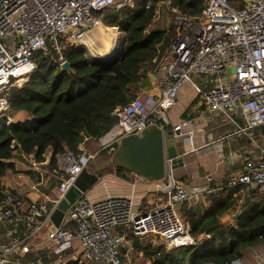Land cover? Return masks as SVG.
<instances>
[{"label": "built area", "instance_id": "1", "mask_svg": "<svg viewBox=\"0 0 264 264\" xmlns=\"http://www.w3.org/2000/svg\"><path fill=\"white\" fill-rule=\"evenodd\" d=\"M135 2L0 0V119L10 109L11 90L22 87L37 72L38 52L47 55L51 44L61 54V39L70 46L91 47L86 38L103 25L102 12L114 7H134ZM205 3V9L196 17L174 9L176 35L152 78L155 88L138 92L128 105L118 107V123L105 136L86 139L77 153L68 151L60 157L61 180L50 210L42 214L12 194L0 203V229L6 225L14 229L4 238L0 235V264H45L41 257L26 261L24 258L34 254L33 249L38 247L35 241L49 226L43 258L50 264H128L122 250L133 237L151 245L153 239L161 240L168 250L201 241L203 236L196 239L189 233L178 207L199 202L217 190L212 187L211 178L194 187L172 179L166 190L168 200L144 210L138 209L129 197L92 202L85 195L71 207L61 226L53 225L51 214L99 153L107 151L112 157L119 140L150 124L164 128L162 122L187 84L194 86L206 111L225 117L240 132L264 128V0ZM149 27L147 35L152 32ZM118 49L104 58L121 56L123 50L120 53ZM94 54L93 58L103 59L95 51ZM65 61L60 57L61 68ZM195 77L203 79L202 85L196 84ZM236 110L240 119L233 116ZM186 125L182 122L174 130H182ZM96 141L98 148L89 149L88 145ZM23 158L35 170L48 167L50 162L49 158L42 163H37L33 156ZM219 189L243 190L250 196L264 194V150Z\"/></svg>", "mask_w": 264, "mask_h": 264}, {"label": "trees", "instance_id": "2", "mask_svg": "<svg viewBox=\"0 0 264 264\" xmlns=\"http://www.w3.org/2000/svg\"><path fill=\"white\" fill-rule=\"evenodd\" d=\"M162 1L170 2L189 17L199 16L206 4L205 0H136L133 8L102 12L104 23L118 27L122 33L121 56L88 58L86 46H70L63 39L61 54L51 44L47 55L36 54L37 72L22 87L11 90L10 109L0 119V203L12 194L30 205L25 197L3 185L8 172L16 170L13 159L17 153L33 156L37 163L44 162L49 155L48 167L57 173L63 154L77 153L86 139L105 136L118 123V107L128 105L138 92L155 88L152 78L176 35L172 29H155L146 34L156 18L157 4ZM60 57L70 63L71 72L60 67ZM21 113L26 119L18 121ZM164 128L173 130L169 125ZM108 158L111 165L95 171L98 177L106 173L130 174L116 168L112 158ZM241 199L218 192L203 212L184 203L179 213L189 233L194 238L203 236L194 246L169 251L163 244L151 245L134 237L132 246L145 254L149 264H235L246 250L264 246V194L253 193L242 204ZM239 208L241 213L236 215L235 225L223 222L231 210ZM126 252L124 248L122 253ZM43 256L45 264H50Z\"/></svg>", "mask_w": 264, "mask_h": 264}, {"label": "crops", "instance_id": "3", "mask_svg": "<svg viewBox=\"0 0 264 264\" xmlns=\"http://www.w3.org/2000/svg\"><path fill=\"white\" fill-rule=\"evenodd\" d=\"M99 32V28L94 29L89 33L86 40L89 42L93 41L91 49L95 43L97 49L103 50V55L106 56L109 54L108 50H113L111 38L110 42H108L109 46L103 43L100 44L101 42L98 39ZM194 80L198 85H202L203 83V79L199 77H195ZM20 115L23 116L20 117ZM20 115L17 117L18 121L26 119L24 113ZM233 116L239 118V111L236 110ZM182 122H186L187 125L182 128L181 136L177 138L176 142L179 154L183 158V163L172 171V176L188 187L206 184L207 179L211 178L213 179L212 187H217V190L208 194L199 202L188 203L189 206L197 209L199 212H203L208 208L218 192H222L224 196L228 197L240 195L241 198H247L250 196L243 190L230 192L220 190L219 187L240 174L247 161L257 159L260 156L262 150H264V128H256L247 133L240 132L238 127L225 117L206 111L194 86L191 84H187L182 88L176 104L162 124L163 126L169 125L174 130ZM240 123L242 124V122ZM185 140L188 141L186 145L183 143ZM95 146L94 144L88 145L91 150H96ZM100 154L95 157L98 163H94L95 160H93L92 168L88 167L89 173L95 174V171H99L102 166L108 165L110 162L108 157L111 156L108 153ZM46 158H49V155ZM111 161L113 162L112 159ZM13 163L15 164L16 172L21 175L15 178L16 174L12 176L8 172L2 180L3 185L19 196L25 197L36 211L42 214L46 213L53 207L52 201L55 200L57 195V186L61 180L60 166L57 173L51 171L49 167L35 170L18 153L13 159ZM170 175L165 182L143 184L131 173L122 176H118L115 173H107L102 178L99 177V181L96 184L101 188H91L87 192L86 197L92 202L114 197H129L138 209L144 210L146 207L165 203L168 200L166 190L171 182L169 179ZM146 196L149 198V202L146 201L147 203L144 200ZM237 214L238 210H231L223 219V222L235 225ZM9 227L12 226L6 225L1 227L0 235L2 238L10 234L13 228L10 230ZM50 228L51 226L47 230L45 229L44 233L38 237V240L35 241V245L38 247L33 249L34 254H31L28 258H24V261L37 259L44 255L43 250L45 248L43 246L46 241V232ZM21 235H24V233L21 232Z\"/></svg>", "mask_w": 264, "mask_h": 264}, {"label": "water", "instance_id": "4", "mask_svg": "<svg viewBox=\"0 0 264 264\" xmlns=\"http://www.w3.org/2000/svg\"><path fill=\"white\" fill-rule=\"evenodd\" d=\"M62 69L72 71L69 62L65 61ZM234 72V70H233ZM181 130L166 131L159 124H150L144 130L128 135L117 143V150L112 155L116 168L123 169L143 184L165 182L172 171L177 169L183 158L177 148V138ZM186 145L188 141H183ZM14 147H18L16 143ZM99 177L89 173L88 169L80 175L75 186L65 195L51 214V222L55 227L61 226L68 211L93 188Z\"/></svg>", "mask_w": 264, "mask_h": 264}, {"label": "rangeland", "instance_id": "5", "mask_svg": "<svg viewBox=\"0 0 264 264\" xmlns=\"http://www.w3.org/2000/svg\"><path fill=\"white\" fill-rule=\"evenodd\" d=\"M133 6H135V4ZM149 6H150V4H149ZM130 8H133V7H130ZM114 9L115 10H120L121 8L117 9V7H114ZM174 9L175 8H173L171 6L170 2H168V1L159 2L157 4V7H156V18H155L154 22L150 25L149 30L153 31L155 29H161V30L172 29V30L176 31L175 22H176V18H177V13L174 12ZM99 29H100V32H99L100 35H99L98 39L101 42L100 44L103 43L104 45L109 46L110 44H108V42H110V38H111V47L113 48V50L119 48L118 51L121 53L122 50H123L120 47V45H121V41L120 40H121V37H122V33L120 32L119 28L118 27H110L106 23H103V25L100 26ZM90 43H93V41H91ZM92 46H93L92 49H91L90 46H87V56H88V58H92L93 56H95L94 51H96V52H98L100 54L104 53L103 50L101 51V50L97 49V47H96L97 45L95 43ZM113 50L112 49L108 50V53L112 52ZM143 91H147V90H143ZM22 116L23 115H20V117H22ZM95 143H94V145H96L95 147L98 148V146H99L98 141H96ZM102 153H104V152L102 151L101 154ZM99 157H97V158H99ZM94 163H98V162L95 160ZM92 165H93V162L89 165V167L92 168ZM110 165H111V163L109 162L108 165L102 166V168L103 167H108ZM9 172H10V174H12V176L14 174H16L14 176L15 178H17V177H19L21 175V174H18V172H16V170L15 171H9ZM170 176H171V177H169L170 181L172 179H175L172 176V174ZM102 177H103V175L101 176V178ZM94 187L95 188H101V187H99V185H96ZM144 200H145V202L146 201L149 202L148 196H146V198H144ZM180 209H181V207L179 208V211L181 213ZM180 216H181V219H182L183 223L185 224V219H184L183 215L180 214ZM232 219H231V221H232ZM187 230H188V228H187ZM196 239H198V238H196ZM153 241H154V245L163 244L165 246V248H166V242H163V241L158 240V239H155V240L153 239ZM132 245H133V242H132V239H131V241H128V243L124 246L125 249L127 250V252L124 254L126 256V262L128 264H149L150 261H149L148 258H146L145 254L143 252H137V250H135L132 247ZM169 251H171V250H169ZM140 253H142L143 256L140 255ZM236 264H264V246H260L258 248L246 250L245 253H244V257Z\"/></svg>", "mask_w": 264, "mask_h": 264}, {"label": "bare ground", "instance_id": "6", "mask_svg": "<svg viewBox=\"0 0 264 264\" xmlns=\"http://www.w3.org/2000/svg\"><path fill=\"white\" fill-rule=\"evenodd\" d=\"M91 44H92V43H91ZM95 52H96V51H95ZM96 54H97V56L100 57V58H104V57L108 56V55L104 56L103 54H100V53H98V52H96ZM235 264H236V263H235Z\"/></svg>", "mask_w": 264, "mask_h": 264}]
</instances>
